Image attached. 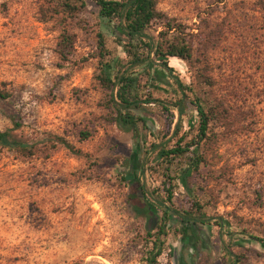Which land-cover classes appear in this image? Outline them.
<instances>
[{
  "label": "rangeland",
  "instance_id": "374dc122",
  "mask_svg": "<svg viewBox=\"0 0 264 264\" xmlns=\"http://www.w3.org/2000/svg\"><path fill=\"white\" fill-rule=\"evenodd\" d=\"M62 1L0 0V90L8 93L0 132L35 150L25 158L0 148V264H145V231L159 225L158 204L195 221L187 241L178 220L166 223L155 264H264V244L253 240L264 241V0H157L156 10L182 26L192 58L166 59L171 76L153 66L140 94L159 101L138 112L146 128L138 124L137 138L112 121L97 81L102 61L124 59L118 21L98 17L91 0L67 15ZM155 33L145 31L150 41ZM62 35L71 39L64 48ZM136 49L145 53L142 44ZM202 60L211 87L193 84ZM173 77L215 105L205 140L195 138L187 102L174 128ZM79 131L89 136L81 141ZM179 137L189 161L164 163L161 146ZM127 166L155 209L150 220L129 204L120 173Z\"/></svg>",
  "mask_w": 264,
  "mask_h": 264
},
{
  "label": "trees",
  "instance_id": "16d2710c",
  "mask_svg": "<svg viewBox=\"0 0 264 264\" xmlns=\"http://www.w3.org/2000/svg\"><path fill=\"white\" fill-rule=\"evenodd\" d=\"M97 6L98 17L110 22L116 19L119 28L124 36V39H117L118 45L121 46L124 59L116 56L110 57L108 60L102 61L100 71L97 76L99 86L107 92V103L112 109V121L122 130L130 131L132 136L138 137V124L146 128L145 123L138 112L142 110L144 104H152L158 99H152L148 93L140 94L141 88L145 87L148 80H154L152 76V68L154 65H159L168 74L173 72L172 68L167 66L166 59L174 58L189 63L192 58L191 45L184 39L183 28L180 24L175 23L172 18H167L164 14L157 11L155 6L157 0H91ZM84 6L82 0H63L61 3V11L67 15L76 14ZM152 27L155 33V39L150 41L145 34V31ZM98 51L95 54L102 59L107 56V51L101 43L102 37H98ZM147 38L146 42L142 39ZM71 39L68 35H62L61 47L69 46ZM137 44H142L145 48L144 54H138ZM152 55L149 57V55ZM124 60V61H123ZM195 62H200L195 59ZM200 67H194L193 84L196 86L211 87L212 79L209 75V65L205 60H202ZM141 78L144 79L140 83ZM174 84L180 97L169 100V104L177 112V120L174 124L176 129L181 121L184 111V103H189L197 117V127L195 138L198 141L207 138V127L209 122L216 118L215 105L209 106L206 99L199 97L193 89L179 82L176 77H173ZM167 84V83H165ZM189 94V95H188ZM8 97V93L0 90V98ZM221 106V103H220ZM80 140H85L89 134L86 131L78 132ZM59 142L65 149L78 153L76 149L61 137H57ZM54 144L48 146V149L53 148ZM189 143L183 142L182 137H179L174 145L165 149L162 145L160 148L159 157L164 158V163H171L172 160L178 158L180 160H188ZM0 148L13 150L17 155L25 158L32 157L35 150L32 147L18 142L11 138L9 131L0 132ZM46 148V147H43ZM192 161V160H191ZM161 162V161H160ZM198 159L192 161L193 167L198 164ZM189 166V167H190ZM128 167V166H127ZM188 171V170H187ZM121 179L130 187L129 204L135 214L145 217L146 220L152 219L156 215L154 207L146 200L142 187L138 185L133 171L128 167L120 171ZM167 199L170 198V193L167 192ZM196 209L201 206L193 202ZM160 208V217H158L159 225L153 229L145 231L147 242L144 245L143 261L145 264H155L156 258L163 250L165 237L164 227L168 221H177L181 226L180 240L187 241L193 238L189 229L191 224H194L195 218L192 214L185 211L170 210L164 205L158 204ZM192 232V231H191ZM254 238V237H252ZM253 240L264 244V241L259 238Z\"/></svg>",
  "mask_w": 264,
  "mask_h": 264
}]
</instances>
